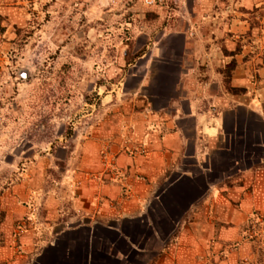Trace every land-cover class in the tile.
<instances>
[{
  "label": "crops",
  "instance_id": "1",
  "mask_svg": "<svg viewBox=\"0 0 264 264\" xmlns=\"http://www.w3.org/2000/svg\"><path fill=\"white\" fill-rule=\"evenodd\" d=\"M200 2L150 44L130 153L83 157L96 179L73 204L64 185L1 189L0 264H183L205 227L240 224L263 202L264 32L247 24L250 0Z\"/></svg>",
  "mask_w": 264,
  "mask_h": 264
},
{
  "label": "rangeland",
  "instance_id": "2",
  "mask_svg": "<svg viewBox=\"0 0 264 264\" xmlns=\"http://www.w3.org/2000/svg\"><path fill=\"white\" fill-rule=\"evenodd\" d=\"M195 1L0 0V191L33 185L42 196L48 189L57 195L64 185L73 204L83 183L96 179L80 172L83 157L130 153L129 119L145 106L140 78L150 44ZM214 1L224 8L249 0ZM250 1L246 21L260 36L264 0ZM112 166L110 158L105 168ZM262 199L240 224L205 227L185 243L191 256L183 264H264Z\"/></svg>",
  "mask_w": 264,
  "mask_h": 264
},
{
  "label": "trees",
  "instance_id": "3",
  "mask_svg": "<svg viewBox=\"0 0 264 264\" xmlns=\"http://www.w3.org/2000/svg\"><path fill=\"white\" fill-rule=\"evenodd\" d=\"M263 68H264V59H263ZM233 67H228L226 70H225V85L227 86V89L229 92L233 93V94H236L239 92V90H236V89H233L230 87L229 85V79H230V75H231V71H232Z\"/></svg>",
  "mask_w": 264,
  "mask_h": 264
},
{
  "label": "built area",
  "instance_id": "4",
  "mask_svg": "<svg viewBox=\"0 0 264 264\" xmlns=\"http://www.w3.org/2000/svg\"><path fill=\"white\" fill-rule=\"evenodd\" d=\"M157 0H142L143 4L147 7H152L156 5Z\"/></svg>",
  "mask_w": 264,
  "mask_h": 264
},
{
  "label": "water",
  "instance_id": "5",
  "mask_svg": "<svg viewBox=\"0 0 264 264\" xmlns=\"http://www.w3.org/2000/svg\"><path fill=\"white\" fill-rule=\"evenodd\" d=\"M24 75V74H23Z\"/></svg>",
  "mask_w": 264,
  "mask_h": 264
}]
</instances>
